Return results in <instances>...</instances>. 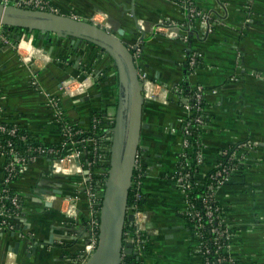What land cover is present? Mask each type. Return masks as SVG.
Returning <instances> with one entry per match:
<instances>
[{"label":"crops","instance_id":"obj_1","mask_svg":"<svg viewBox=\"0 0 264 264\" xmlns=\"http://www.w3.org/2000/svg\"><path fill=\"white\" fill-rule=\"evenodd\" d=\"M191 1L207 23L188 18L181 0H52L59 15L114 33L122 30L118 38L133 49L139 77L155 85L158 97L145 100L142 121L149 127L141 132L138 150L148 168L142 207L152 216L151 235L139 264H200L192 254L191 233L181 215L184 198L170 181L186 117L185 100L173 92L185 81L188 54L198 61L186 78L189 91L194 86L207 91L200 132L207 167L222 149L239 143L255 145L240 159L228 183L216 191L215 199L234 230L232 249L238 263L264 264V0ZM162 22L172 28L162 33L158 29ZM4 30L12 41H0V122L17 125L45 145H58L62 127L46 105L45 95H59L68 76L82 77L89 71L99 73L86 94L60 97L64 120L86 130L93 116L105 120L112 114L115 121L119 88L108 55L70 38H53L46 45L25 31ZM20 39L28 45L25 62L15 48ZM34 80L40 90L33 86ZM80 151V173L54 172L51 160L37 158L13 182L22 212L0 231V264L86 262L90 232L82 225L91 214L84 181L88 149ZM69 203L75 204V217L65 213ZM74 220L81 232L72 228ZM16 245L17 255L12 252Z\"/></svg>","mask_w":264,"mask_h":264},{"label":"built area","instance_id":"obj_2","mask_svg":"<svg viewBox=\"0 0 264 264\" xmlns=\"http://www.w3.org/2000/svg\"><path fill=\"white\" fill-rule=\"evenodd\" d=\"M0 4L52 14H57L58 12L53 6L52 0H0ZM181 4L186 10L188 18H200L204 24L207 23L206 16L195 10L191 0H181ZM74 19L78 18L74 17ZM3 28L0 25V41L5 44L11 43V34L7 33L4 30L5 28ZM169 28H172V25L168 22H162L158 25V29L162 31ZM162 33L165 32L163 31ZM23 44H25V40L20 39L16 43L15 48L25 62L28 51L23 50ZM134 58L136 60L135 53ZM188 64L192 70L196 68L198 64L194 55H191ZM95 77L94 71L86 72L85 76L82 77L70 75L62 81L59 95H45L46 105L52 111L54 119L61 125L63 131L62 142L58 144L59 147L57 148L36 141L15 124L0 122V162L2 170L0 181V231L10 227V221L18 217L22 212L20 197L12 190L11 185L24 173L28 165L37 158H46L52 161L54 172L68 174L76 170L80 173L83 170L77 162L81 152L80 148L87 147L88 160L86 162V177L84 181L87 185L86 196L91 209L87 223V229L90 232V242L86 246L88 257L94 251L97 244L100 203L109 169L110 131L114 125V116L108 114L105 116V120L101 119V117L93 116L88 130H86L79 126H72L64 120L59 101L60 97H80L86 94L93 87ZM139 79L143 88L142 95L144 100H156L158 95L154 92L153 87L155 85L143 76H140ZM32 84L38 88L35 80ZM190 91H192V95L184 97V113L186 117L182 123L183 139L176 156V165L170 181L184 198V208L181 215L191 233L192 254L200 260V264H239L232 249V241L235 238L234 230L226 222L223 210L216 202L215 194L218 189L228 183L231 175L237 170L240 159L251 151L255 145L253 143H239L222 149L218 152V158L207 167L204 156L201 153L199 138L195 161L196 169L199 168L201 170L195 174L187 170L189 161L184 150L187 148V138L190 133L188 132V125L184 123L191 112L195 113L193 121L196 124L202 125L205 120L203 87L194 86ZM181 92L179 88L174 89V93L179 94ZM97 129L103 131L102 135L92 134V131ZM31 140L33 145L25 146ZM19 144H22L20 150H18ZM63 163L69 165L64 167ZM76 163L77 166H75ZM58 166L61 169H58ZM147 174L148 168L143 154L138 151L126 207V217L131 216L132 220H126L124 223L123 242L132 243L140 257L145 254L144 243L149 240L148 237L151 235V231L148 229L152 218L151 213L144 210L141 206V202L144 200L143 182ZM94 177H96L95 184L97 189H94L93 186ZM206 179L207 184L205 186ZM203 187H205V194L197 197L194 194L195 191H200ZM65 213L68 217H75V204L69 203ZM124 257L122 256V261ZM212 257H214V260H212Z\"/></svg>","mask_w":264,"mask_h":264},{"label":"water","instance_id":"obj_3","mask_svg":"<svg viewBox=\"0 0 264 264\" xmlns=\"http://www.w3.org/2000/svg\"><path fill=\"white\" fill-rule=\"evenodd\" d=\"M0 25L6 30L25 31L33 38L51 45L53 38L86 42L109 56L116 68L119 88L114 126L110 131L111 148L108 175L100 203L97 244L84 264H121L122 256L133 259L131 264H139L141 257L132 243L123 242V230L126 220L128 194L133 176L135 158L138 153L140 135L149 125L142 121L145 105L143 88L139 79L133 49H130L115 33L93 23L74 19L69 16L47 12L19 9L12 5L0 4ZM187 25H190L188 21ZM140 25L137 28L140 30ZM19 39V35H15ZM143 41V38L141 39ZM81 58L77 59L79 62ZM98 75L99 71H95ZM45 206L50 207L49 203ZM82 225V224H81ZM87 224L82 228L87 231ZM72 228L81 232L78 220ZM88 236V233H87ZM29 244L32 239L27 238ZM87 244V243H86ZM18 254V245L12 251Z\"/></svg>","mask_w":264,"mask_h":264},{"label":"trees","instance_id":"obj_4","mask_svg":"<svg viewBox=\"0 0 264 264\" xmlns=\"http://www.w3.org/2000/svg\"><path fill=\"white\" fill-rule=\"evenodd\" d=\"M191 57V54H188L187 56V59L186 61L184 62V70H185V75H186V78L188 77V75L190 73H192V69L189 67V64H188V61H189V58ZM197 61V60H196ZM197 64H198V61H197ZM90 70V69H89ZM185 78V81L184 83L182 84V86L180 87V90L182 91L181 93L177 94V93H174L173 91V94L178 96V97H181V99H184V97H190L192 95V91H189V83H188V80ZM99 79V78H98ZM203 92H204V101H203V107H205V96H206V89L203 88ZM194 117H195V113L194 112H191L188 116V118L186 119L185 121V125L187 124L188 125V132L190 133L188 138H187V141H188V145H187V148L184 150V152L186 153V155L188 156V161H189V166L186 168L187 170H189L192 174H195L196 172H200L201 169L197 168L196 169V161H195V153L197 151V143L199 141V138H200V132H201V128L205 125V121L203 122L202 125H199V124H196L193 120H194ZM205 117V116H204ZM114 126V125H113ZM112 126V127H113ZM103 131L97 129L95 131H92V134H98L99 136L102 135ZM76 138H79V137H76ZM27 145H33V142L32 140L31 141H28L25 146ZM54 148H57L59 147V145H54L53 146ZM22 148V144H19V147H18V150H20ZM208 177V176H206ZM93 186H94V189H97V185L95 184V181H96V177H94L93 179ZM207 184V179L205 180V186ZM197 197H201L205 194V187H203V189H201L200 191H195L194 193ZM129 195H130V192L128 194V198H129ZM144 205V200H142L141 202V206ZM206 238H208V236H206ZM145 240V239H144ZM148 240L144 243V246H147L148 245ZM212 260H214V257H212ZM133 261V259L131 257H128V256H125L123 258V261H122V264H131V262ZM221 264H225V263H221Z\"/></svg>","mask_w":264,"mask_h":264},{"label":"bare ground","instance_id":"obj_5","mask_svg":"<svg viewBox=\"0 0 264 264\" xmlns=\"http://www.w3.org/2000/svg\"><path fill=\"white\" fill-rule=\"evenodd\" d=\"M23 50H25V51H27V49H28V45L26 46L25 44H23ZM25 51H23V52H25ZM59 165V164H58ZM58 169H61V168H59V166H58Z\"/></svg>","mask_w":264,"mask_h":264},{"label":"flooded vegetation","instance_id":"obj_6","mask_svg":"<svg viewBox=\"0 0 264 264\" xmlns=\"http://www.w3.org/2000/svg\"><path fill=\"white\" fill-rule=\"evenodd\" d=\"M144 161H145V159H144Z\"/></svg>","mask_w":264,"mask_h":264},{"label":"rangeland","instance_id":"obj_7","mask_svg":"<svg viewBox=\"0 0 264 264\" xmlns=\"http://www.w3.org/2000/svg\"><path fill=\"white\" fill-rule=\"evenodd\" d=\"M88 258H89V257H88ZM88 258H87V259H88Z\"/></svg>","mask_w":264,"mask_h":264}]
</instances>
